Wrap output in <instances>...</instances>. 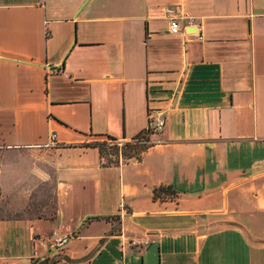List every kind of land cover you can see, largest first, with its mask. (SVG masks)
Masks as SVG:
<instances>
[{
  "label": "crops",
  "instance_id": "crops-1",
  "mask_svg": "<svg viewBox=\"0 0 264 264\" xmlns=\"http://www.w3.org/2000/svg\"><path fill=\"white\" fill-rule=\"evenodd\" d=\"M0 191V264H264V0H0Z\"/></svg>",
  "mask_w": 264,
  "mask_h": 264
},
{
  "label": "trees",
  "instance_id": "trees-1",
  "mask_svg": "<svg viewBox=\"0 0 264 264\" xmlns=\"http://www.w3.org/2000/svg\"><path fill=\"white\" fill-rule=\"evenodd\" d=\"M148 129L135 135L129 140H121L112 135L104 136L103 140L93 143H87L86 146L98 147L106 164H119L121 160H129L131 158H140L142 153L151 145L147 144L150 141ZM146 140L147 142H142ZM122 141V145L119 142ZM174 191L170 187L160 186L154 189V197H163L165 195L173 194Z\"/></svg>",
  "mask_w": 264,
  "mask_h": 264
},
{
  "label": "built area",
  "instance_id": "built-area-1",
  "mask_svg": "<svg viewBox=\"0 0 264 264\" xmlns=\"http://www.w3.org/2000/svg\"><path fill=\"white\" fill-rule=\"evenodd\" d=\"M167 11L169 12V15L171 16L170 21V31L172 33H180L182 30L185 29L186 25L181 24V19L189 20L188 15L186 13H183L180 11L179 16L176 15V10L174 8H168ZM166 123L165 118L161 116H152L150 119V125L148 128V134L151 133H157L162 131ZM142 142H147L146 140H143ZM119 145H122V141L119 142ZM59 146V143L56 141V134L53 132L50 135V140L44 144V147L46 148H54ZM53 248L55 250H61L64 245L68 242L69 236L68 235H60L57 231L53 232ZM133 243H141L137 241H133ZM149 243V240H144L142 244L147 245ZM32 264H50L47 261L46 257H40L37 260H34Z\"/></svg>",
  "mask_w": 264,
  "mask_h": 264
},
{
  "label": "rangeland",
  "instance_id": "rangeland-1",
  "mask_svg": "<svg viewBox=\"0 0 264 264\" xmlns=\"http://www.w3.org/2000/svg\"><path fill=\"white\" fill-rule=\"evenodd\" d=\"M147 144H150V141L147 142ZM105 161H107V160H105ZM42 191L47 196V198L45 200L49 203L50 202L49 200L51 199L50 198L51 197L50 188L47 186H44ZM8 203L9 202L5 199L2 192L0 191V218H4V217H27V216H31L33 214L41 213V212L36 210V207L32 208V205H31L32 203L30 204L31 206H29L28 209H26L24 211L9 210V209H7Z\"/></svg>",
  "mask_w": 264,
  "mask_h": 264
}]
</instances>
